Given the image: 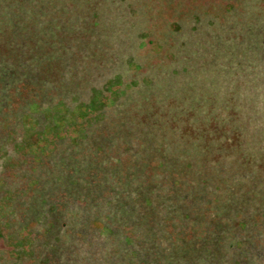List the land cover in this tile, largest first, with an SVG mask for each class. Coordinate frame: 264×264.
I'll use <instances>...</instances> for the list:
<instances>
[{
  "label": "rangeland",
  "instance_id": "rangeland-1",
  "mask_svg": "<svg viewBox=\"0 0 264 264\" xmlns=\"http://www.w3.org/2000/svg\"><path fill=\"white\" fill-rule=\"evenodd\" d=\"M0 264H264V0H0Z\"/></svg>",
  "mask_w": 264,
  "mask_h": 264
},
{
  "label": "trees",
  "instance_id": "trees-1",
  "mask_svg": "<svg viewBox=\"0 0 264 264\" xmlns=\"http://www.w3.org/2000/svg\"><path fill=\"white\" fill-rule=\"evenodd\" d=\"M29 71H30V70L27 71V76H28V77H30V75H29V73H28ZM27 76H26V77H27ZM41 76H42V75H40V77H41ZM19 84H22V83L19 81Z\"/></svg>",
  "mask_w": 264,
  "mask_h": 264
}]
</instances>
